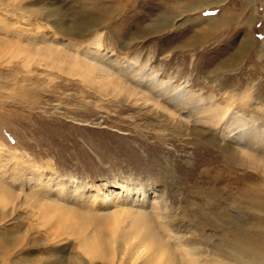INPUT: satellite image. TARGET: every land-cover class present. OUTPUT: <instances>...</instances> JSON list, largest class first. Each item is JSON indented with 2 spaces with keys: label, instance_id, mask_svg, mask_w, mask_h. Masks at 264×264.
<instances>
[{
  "label": "rangeland",
  "instance_id": "374dc122",
  "mask_svg": "<svg viewBox=\"0 0 264 264\" xmlns=\"http://www.w3.org/2000/svg\"><path fill=\"white\" fill-rule=\"evenodd\" d=\"M103 7L108 11L94 10ZM50 9L54 15L45 14ZM12 10H0V145L28 155L44 175L54 173L43 186L29 173L18 178L26 179L22 186L20 181L8 179V186L19 194L16 203L29 196H40L41 202L50 203L52 198L62 202L63 182L74 178L79 192L68 195L74 203L68 205L85 210L91 193L104 182H122L124 187L151 183L160 192L157 205L171 209L172 214L182 212V227L205 239V261L213 250L242 259L236 250L264 254V169L256 163L264 160V0H226L220 6L194 11L178 0H24ZM164 16L166 21L158 23ZM54 18H65L66 24L92 20L96 25L82 37L71 39L62 34L56 39L49 27ZM218 19L213 29L207 26ZM152 24L162 28L155 32ZM97 30L102 32L104 50L99 58L104 68L119 73L128 86L150 93L165 111L175 114L171 123L183 125L179 133L166 125L161 118L164 112L141 101L121 100L115 93L105 95L91 76L90 82L66 70L45 67V61L35 54L26 67L21 56L5 52L4 42L30 49L48 43L60 45L61 38L69 41L64 46L73 53L70 44L90 43ZM145 30L149 33L134 37ZM244 47L246 51L241 53ZM124 60L127 63L122 64ZM247 87L251 88L252 105H234L244 116L223 119L207 137L208 108L221 103V92L239 93ZM238 119L254 128L241 139L239 132L248 126L238 128L236 134L231 132L239 125ZM199 131H204L202 137H198ZM260 135L262 139H258ZM236 143L255 159L235 158L229 149L224 153L226 145L240 152ZM8 171L9 178L19 177ZM119 196L110 194L106 199H116L119 204L123 199ZM141 203L135 201L134 205L153 212L152 199ZM17 212L28 218V209ZM31 223L38 221L32 218ZM16 226H21L17 219L1 225L0 236L13 235ZM38 230L30 236L37 242L23 247L21 257L57 263V255L67 256L76 244L73 238L50 241L43 228ZM18 258L13 254L8 259ZM107 259L95 264H109Z\"/></svg>",
  "mask_w": 264,
  "mask_h": 264
},
{
  "label": "bare ground",
  "instance_id": "6f19581e",
  "mask_svg": "<svg viewBox=\"0 0 264 264\" xmlns=\"http://www.w3.org/2000/svg\"><path fill=\"white\" fill-rule=\"evenodd\" d=\"M115 1L116 0H92L93 3H113ZM178 1L183 2L187 8H193L194 11L204 10L209 6H220L225 3L226 0ZM22 2H24V0H0V10L4 9L8 13H12V7ZM1 6L3 8H1ZM94 10L108 11L107 7ZM44 12L45 14L52 15L55 13V11L51 9ZM23 17L25 18L28 16L23 15ZM166 18V16L162 17L158 20V23L165 22ZM52 20L54 22L52 26L49 27L52 29V35H54L55 38H58V35L62 34L71 39L73 37L79 38L84 36V33L90 32L91 26L96 25L92 20L86 22L84 19L71 24H66L65 18H54ZM219 22V19L214 20L207 26L213 29ZM151 28L156 32V30L162 27L158 24H152ZM146 33L148 34L149 32L145 30L142 31L141 34H135L134 37L144 36ZM101 34V30H97L92 36V39H90V43L88 42L87 44H70L75 48L74 51H71L73 53L68 52L64 46L69 41L61 40V38H59L60 45L48 43V45L39 47L33 44L34 46H31L30 49H26L14 42H4V46L6 53L14 51L13 54L16 57L21 56V63L23 66L26 65V67H28L33 61L35 54L41 57L43 62L45 61V67H53L56 68V70H61V72L66 70L67 74L79 75L84 80L90 82L91 80L89 79L91 76L92 81L95 80V82L92 83L98 85V90L104 92L105 95L110 92L115 93L116 96L120 95L121 100L132 99L131 102L134 104L137 103V101H141L143 105L144 103L151 104L152 110H158L161 111V113L164 112L163 116L158 115L156 112H154V114L159 116V118L161 116V118H165L164 122L167 123L166 125L173 126L175 133H179L180 129H183V125L180 122L175 123V125L171 123L172 120L175 119V114L170 112L167 108L165 111L163 105L155 102V100L150 97V93L148 95L146 92L144 93L136 87L128 86L125 79L123 80V77L118 75L119 73L109 72V70L104 68L103 62L100 61L101 58H99L100 55L102 56L101 53H103L102 51L104 50L102 41L100 40ZM244 51H246L245 47L242 49L241 53ZM88 52L91 53L93 57H88ZM122 62V64L127 63L125 60ZM132 65L135 70L138 68L136 62L132 63ZM94 76L95 78H93ZM137 76L141 80L144 79L141 73ZM145 79L148 83L152 84L153 87H157V85H153L156 83L150 81L149 78L145 77ZM221 94L224 96L221 103L208 108L206 112L208 113L206 123L209 125L207 129L209 134L207 137L212 135V128H216L223 119L226 118L225 121H230L238 115L242 114L244 116L243 112L236 110L237 108L234 110L235 103H241L245 106L248 104L252 105L250 104L252 100L250 87H247L239 93L229 90L226 93L221 92ZM178 95L182 96V93L179 92ZM167 118H170L171 121ZM236 122L239 125L231 131L235 132V134L238 128L242 129L245 128L244 125H247L242 119H238ZM247 126L248 128L245 131L239 132L240 139L243 138V136H247L246 133L248 131L249 133L253 132V126ZM219 131L221 135H224L222 130ZM203 132L204 131L200 132V136L198 137H202L204 135ZM259 138L262 139V135H260L258 139ZM236 145L239 147L240 152H236V150L230 148L229 145H226L227 147L223 150L224 153L226 154V152H228L227 149H229L231 154L235 155V158L238 157V155H243L247 160L255 159L253 155L240 149V147L243 148L242 145L239 143H236ZM0 160V226L8 221L13 222L16 219L21 223L20 227H12L14 232L13 235L0 236V264H43V260L40 262L38 258L21 257V255H23V253H21L23 247H33L35 245L34 243L37 242V239L32 240L30 238L31 234L33 232L38 234V229L42 228L46 231L45 233L48 235L47 239L50 241L63 242L64 240L69 241V238H73L74 241H76L71 253H68L67 256L63 255L61 258L57 255V258H59L57 263L51 262L46 264H63L62 262L65 261L72 264H95V262H102V260L104 261L108 257L109 260L107 259V262H109V264H124V262H127V264H264V254L255 256L248 252L244 253L241 250H236V254L243 257L245 260L232 256L229 253L224 254L219 250H213L211 251V255H206L208 259L205 261V239H203L201 235L191 233L189 228L186 229L182 227L183 224L181 222L185 218L182 212L178 214L174 212L172 214L170 213L171 209L162 208L157 205L156 200L160 192H157V190L155 191L156 186L151 183L147 186L128 184L124 187L121 185L122 182L120 184H108L104 182L91 193L92 196L90 195V198L92 199L90 205L88 204L89 206H87L85 210H82L75 209L68 205L73 203V201H70L71 199H69L68 195L70 196L71 193L79 192L76 191L78 190V181L74 178H69L63 182V191L59 192V195L62 197L61 201L64 203L60 202L57 198H52V202L49 203L41 202L40 196H29L24 198L22 203L18 204L16 200L19 194L12 188L13 186H8V179L16 183L20 181L18 178H21L24 173H29L35 176L37 181L43 186L44 182L51 180L54 173L48 171L47 175H44L41 172L42 168L33 164L32 159L28 155L21 154L17 150H9L2 145H0ZM242 161L243 159H240V162ZM257 161L256 163H260L264 169V160ZM8 170H11L10 172L13 173L15 172V176L18 174L19 177L14 179L9 178L7 176ZM262 171L264 173V170ZM25 181V178L20 181L21 186L25 184ZM87 192L89 193V187L87 188ZM110 194L120 195L119 197L123 199L120 200V203L118 202L119 204L115 203L116 199H110V201H108L106 198ZM66 198L68 200H66ZM149 198L152 199L154 203L153 212H148L141 206L134 205L135 201L138 203L142 202L141 204H143V201ZM128 200L133 204H130ZM111 207L114 208L111 209ZM21 208L28 209V213L26 212L28 218L23 219L20 215H16L17 210ZM99 208H104L108 211L98 213L97 209ZM32 218H36V221H38L36 225L31 223ZM200 226H202V224ZM187 234L189 237L185 238ZM55 245L59 247L57 246L59 244ZM13 254L15 257L19 258L10 261L8 258ZM115 259H117L118 262H114Z\"/></svg>",
  "mask_w": 264,
  "mask_h": 264
}]
</instances>
